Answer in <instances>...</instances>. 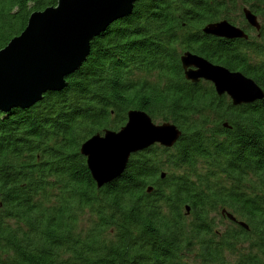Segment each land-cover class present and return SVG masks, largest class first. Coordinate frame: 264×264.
<instances>
[{
	"label": "trees",
	"instance_id": "trees-1",
	"mask_svg": "<svg viewBox=\"0 0 264 264\" xmlns=\"http://www.w3.org/2000/svg\"><path fill=\"white\" fill-rule=\"evenodd\" d=\"M57 1L0 0V50ZM242 5L264 23V0H137L91 42L65 90L0 112V264H264V99L234 106L211 83L186 81L181 66L191 52L264 92V24L253 43L203 33L222 21L246 28ZM131 111L182 137L134 154L99 187L82 146L119 132ZM222 208L250 230L232 222L219 232L212 214Z\"/></svg>",
	"mask_w": 264,
	"mask_h": 264
},
{
	"label": "water",
	"instance_id": "water-1",
	"mask_svg": "<svg viewBox=\"0 0 264 264\" xmlns=\"http://www.w3.org/2000/svg\"><path fill=\"white\" fill-rule=\"evenodd\" d=\"M136 3L137 0H58L55 6L32 13L25 30L0 50V112L30 108L42 101L46 92L65 90L66 78L87 61L91 42L116 20L131 16ZM244 14L249 24L260 29L255 14ZM204 32L227 39L246 38L242 29L227 21L210 24ZM182 62L187 80L212 82L217 94L228 95L234 106L264 99L256 82L240 72H231L191 53H186ZM189 67L196 69L188 71ZM181 135L174 124L155 126L146 113L131 111L119 132L94 136L83 144L81 152L101 187L124 172L133 154L157 143L170 149Z\"/></svg>",
	"mask_w": 264,
	"mask_h": 264
},
{
	"label": "rangeland",
	"instance_id": "rangeland-1",
	"mask_svg": "<svg viewBox=\"0 0 264 264\" xmlns=\"http://www.w3.org/2000/svg\"><path fill=\"white\" fill-rule=\"evenodd\" d=\"M244 5H242V7H241V9H237V11H236V13L237 12H240L239 10H242V11H244V13H245V11H250L251 12V10L249 9V8H247V7H245ZM235 13V14H236ZM253 13V12H252ZM240 13H237L236 15L238 16ZM254 14V13H253ZM245 16V15H244ZM257 16V15H256ZM130 17V16H129ZM258 17V16H257ZM126 18H128V17H126ZM239 18L241 19V20H239V23L241 24V25H244L246 28L244 29V28H242V27H240V26H237V25H234V24H232V23H230V24H232L233 26H235V27H237V28H240V29H242L244 32H245V34H246V38H242L241 40H243V41H250L251 39H250V36L252 37V40H251V42L253 43L256 39H255V37H257L258 35V33L257 32H259V31H261V29H262V25L264 24L263 22H262V20L261 19H259V17H258V22H259V24H260V29H257L256 27H254V26H252L251 24H249V22L247 21V19L245 20L244 19V17H240L239 16ZM246 18V17H245ZM122 19H124V18H122ZM118 20H121V19H118ZM118 20H116L115 22H117ZM115 22H113L112 24H114ZM242 22H244V23H242ZM247 22V23H246ZM112 24H110V26L112 25ZM214 24V23H213ZM248 24V25H247ZM109 26V27H110ZM208 26V25H207ZM206 26V27H207ZM249 26V27H248ZM109 27H108V29H109ZM107 29V30H108ZM205 29V28H204ZM204 29H203V32H204ZM107 30L105 31V32H103V33H101V35L99 36V37H101L104 33H106L107 32ZM205 33V32H204ZM250 34V35H249ZM214 36V35H213ZM215 37H218V36H215ZM98 38V37H97ZM218 38H223V37H218ZM225 39H227V38H225ZM240 38H238V39H230V40H239ZM255 39V40H254ZM96 39H94L93 41H95ZM92 41V42H93ZM189 53H191V52H189ZM191 54H193V53H191ZM193 55H195V54H193ZM196 56H199V55H196ZM200 57V56H199ZM88 59V58H87ZM86 63V62H85ZM84 63V64H85ZM83 64V65H84ZM83 65L80 67V69L83 67ZM216 65V64H215ZM219 66H221V65H219ZM224 67V66H223ZM80 69H78V70H80ZM196 69V68H195ZM77 70V71H78ZM189 71H191V69H189ZM246 76V75H245ZM201 81H205V82H209V83H211L212 85H213V83L212 82H210V81H207V80H204V79H202V80H200L199 82H197V83H200ZM192 82V81H191ZM194 83V82H193ZM196 84V83H195ZM257 84V83H256ZM216 90V89H215ZM62 92V91H61ZM230 98V97H229ZM18 108H22V107H18ZM31 108V107H30ZM30 108H23V109H30ZM1 112H5V111H1ZM198 120V119H197ZM195 121V120H194ZM158 125H163V124H165V123H168V122H164V123H162L161 122V120H158L157 122H156ZM225 125H227V124H225ZM227 127V126H226ZM181 137H182V135H181ZM180 137V138H181ZM180 138H179V140H180ZM178 140V141H179ZM178 141L176 142V144L178 143ZM153 147V146H152ZM151 148V147H150ZM204 161H202V162H200V163H198V166H197V169L198 170H200V168L199 167H203L204 166V163H203ZM168 167H170L171 169L173 168V166H171V165H166L165 166V169H167L168 171H170L169 169H168ZM91 172V171H90ZM172 172V171H171ZM180 172L181 171H179V170H176V169H174L173 168V172L172 173H175V174H180ZM161 177L163 178H165L166 177V173L164 172V173H162V175H161ZM190 212H191V207L189 206V204L188 205H184V214H186L187 215V217H188V220L187 221H185L186 222V225H189V221H190V216H188V215H190ZM235 218V217H237L231 210H228L227 208H222L221 209V211H219L218 213H215V214H212V217L215 219V225L217 226V230L219 231V232H223V233H226V231L227 230H229L230 228H231V226H232V222H235V223H237L239 226H241L242 228H244L245 230H247V231H249L250 230V228H249V226H248V224L247 223H245V222H237V221H235L234 219H232L233 217ZM232 217V218H231ZM191 245V248L187 251V254L189 255V262H194L195 261V259H194V257L196 256V249H197V247L196 246H194L193 244H190ZM237 250H239V251H242L243 250V246H241L240 244L238 245V247H237ZM229 253H224V256H226V255H228ZM229 256V258H234L235 256H233V255H228Z\"/></svg>",
	"mask_w": 264,
	"mask_h": 264
},
{
	"label": "flooded vegetation",
	"instance_id": "flooded-vegetation-1",
	"mask_svg": "<svg viewBox=\"0 0 264 264\" xmlns=\"http://www.w3.org/2000/svg\"><path fill=\"white\" fill-rule=\"evenodd\" d=\"M238 26H240V25H238ZM240 27H242V26H240ZM244 28V27H243ZM245 29V28H244ZM204 33V32H203ZM205 35H208V36H211V37H213L214 39H218V40H220V39H223L224 41H230V43H234L236 40H230V39H225V38H218V37H215V36H213V35H210V34H206V33H204ZM186 53H188V52H186ZM186 53H184V54H186ZM184 54H182L181 56L183 57V55ZM182 57H181V66H182V69H183V72H184V77H185V72H186V70L184 69V66H183V62H182ZM189 69H191V70H195V68L194 67H189L187 70L189 71ZM186 79V78H185ZM186 81H188V82H191V81H189V80H187L186 79ZM201 82H205V81H201ZM200 82V83H201ZM192 83V82H191ZM156 122V121H155ZM155 146V145H154ZM157 146V145H156ZM141 152V151H140ZM139 153V152H138ZM136 154V153H135ZM134 155V154H133ZM132 155V156H133Z\"/></svg>",
	"mask_w": 264,
	"mask_h": 264
},
{
	"label": "bare ground",
	"instance_id": "bare-ground-1",
	"mask_svg": "<svg viewBox=\"0 0 264 264\" xmlns=\"http://www.w3.org/2000/svg\"><path fill=\"white\" fill-rule=\"evenodd\" d=\"M90 56V55H89ZM49 92H56V91H48V92H46L45 94H47V93H49ZM45 94L42 96L43 98H44V96H45ZM43 98H42V100H43ZM153 120V119H152ZM157 122V121H156ZM155 121H153V124L155 125V126H158V124L156 123ZM102 136V135H101ZM156 144V143H155ZM156 145H159V146H161L159 143H157ZM163 147V146H162ZM132 157V156H131ZM131 159V158H130ZM130 162V161H129ZM129 162H128V164H127V167H128V165H129Z\"/></svg>",
	"mask_w": 264,
	"mask_h": 264
}]
</instances>
